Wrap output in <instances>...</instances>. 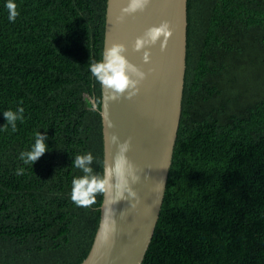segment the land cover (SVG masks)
<instances>
[{"label": "trees", "instance_id": "1", "mask_svg": "<svg viewBox=\"0 0 264 264\" xmlns=\"http://www.w3.org/2000/svg\"><path fill=\"white\" fill-rule=\"evenodd\" d=\"M16 2L13 22L0 0V262L78 264L103 194L89 208L70 199L75 155L91 151L103 174L89 65L107 0ZM187 38L177 141L142 263L264 264V0H187ZM18 106L13 131L3 111ZM35 131L48 147L24 165Z\"/></svg>", "mask_w": 264, "mask_h": 264}, {"label": "water", "instance_id": "2", "mask_svg": "<svg viewBox=\"0 0 264 264\" xmlns=\"http://www.w3.org/2000/svg\"><path fill=\"white\" fill-rule=\"evenodd\" d=\"M122 2L127 0H107L103 49L112 42L123 43V55L146 76L139 84V92L132 98L121 95L107 101L106 111L112 128L100 114L103 171L113 162L118 151L117 145L109 138L110 133L115 132L121 140L130 142L127 157L139 180L132 182L129 177V184L137 198L125 191L122 198L109 205L110 197L116 194L117 178L112 177L111 191L102 194L99 224L90 250L78 264H143L159 216L177 141L188 39L187 0H149L143 10L118 19ZM165 20L169 22L172 36L164 49L159 41L149 45L150 61L145 63L143 50L134 48L135 39L143 36L149 27ZM107 94L108 90L101 85V99ZM161 177L166 183L157 194L153 190L155 180ZM109 209L117 222L116 230L107 240H102L104 217Z\"/></svg>", "mask_w": 264, "mask_h": 264}, {"label": "clouds", "instance_id": "3", "mask_svg": "<svg viewBox=\"0 0 264 264\" xmlns=\"http://www.w3.org/2000/svg\"><path fill=\"white\" fill-rule=\"evenodd\" d=\"M148 3L149 0H127L126 3L122 2L123 6L119 10L120 15L118 19H123L125 14L143 10ZM4 7L8 11V19L14 22L19 15L16 0H5ZM171 36L172 29L169 26V22L165 20L158 25L149 27L143 36H138L135 39L134 48L137 51L143 50L142 59L145 63H148L150 61V48L148 46L154 45L159 41L161 49H164ZM124 50L125 45L123 43L112 42L103 49L101 58L92 60L89 65V71L94 79L108 90V94L102 99L94 96L90 98V110L99 112L108 121L109 128H112L113 124L108 119L106 111L107 101L117 99L121 95L129 99L132 98L139 92V84L146 76L144 71L128 61L123 55ZM24 111L25 109L22 106H18L15 111L12 109H5L3 111L7 125H10L13 131L17 128L16 122L24 119ZM34 137V143L31 144L30 149L22 150L19 153V158L24 165H32L47 150L48 146L45 142L46 134L35 131ZM109 138L111 142L117 145L118 151L113 162L105 167L103 174L93 171L91 163L95 157L91 151L75 155L74 167L81 169L83 172V175H74L71 180L70 199L77 206L89 208L96 204L98 193L111 191L113 176L117 178V183L115 184L116 194L110 197L108 201L109 205L122 198L125 191L128 192L129 196L137 198V193L129 184V177H131L132 182L139 180L134 165L127 157L130 142L128 140H121L115 132H111ZM24 171L25 169L20 167L16 169V174L22 175ZM165 183L166 181L162 177L156 179L153 190L159 194ZM135 203H137V199L133 202V207ZM116 225L117 222L109 209V213L104 217L101 239L107 240L115 232Z\"/></svg>", "mask_w": 264, "mask_h": 264}]
</instances>
